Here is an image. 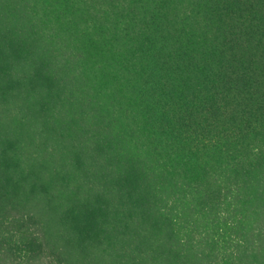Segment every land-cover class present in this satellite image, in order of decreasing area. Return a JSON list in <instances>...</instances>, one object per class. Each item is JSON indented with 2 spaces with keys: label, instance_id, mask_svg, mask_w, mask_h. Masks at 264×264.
I'll return each instance as SVG.
<instances>
[{
  "label": "trees",
  "instance_id": "obj_1",
  "mask_svg": "<svg viewBox=\"0 0 264 264\" xmlns=\"http://www.w3.org/2000/svg\"><path fill=\"white\" fill-rule=\"evenodd\" d=\"M0 264H264V0H0Z\"/></svg>",
  "mask_w": 264,
  "mask_h": 264
}]
</instances>
